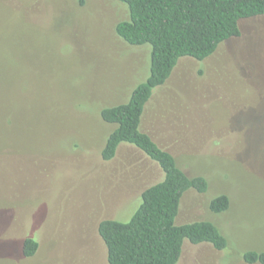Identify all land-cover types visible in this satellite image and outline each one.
<instances>
[{
	"label": "rangeland",
	"instance_id": "obj_1",
	"mask_svg": "<svg viewBox=\"0 0 264 264\" xmlns=\"http://www.w3.org/2000/svg\"><path fill=\"white\" fill-rule=\"evenodd\" d=\"M127 19L116 0H0V264H108L99 223L127 222L163 179L131 145L100 155L114 129L101 110L150 75V46L116 34ZM240 31L203 62L180 60L144 120L209 183L184 195L178 222H213L228 240L225 251L185 241L178 264H248L239 250L264 251V16ZM221 194L231 208L217 215ZM31 237L39 248L26 257Z\"/></svg>",
	"mask_w": 264,
	"mask_h": 264
},
{
	"label": "trees",
	"instance_id": "obj_2",
	"mask_svg": "<svg viewBox=\"0 0 264 264\" xmlns=\"http://www.w3.org/2000/svg\"><path fill=\"white\" fill-rule=\"evenodd\" d=\"M116 1L127 6L129 18L117 25L116 34L129 46H150V75L133 89L127 102L101 110L102 120L114 129L100 155L112 161L120 145H131L155 162L164 177L142 192L139 207L127 222L118 221L126 220L122 217L99 223L108 264H178L185 241L225 251L228 240L213 222H178L184 195L191 190L207 193L208 181L182 170L175 156L143 131V125L156 92L179 61L203 62L213 56L221 44L240 36L242 20L264 16V0ZM209 207L214 214H223L231 208L230 197L218 195ZM38 248L35 239L27 238L23 253L33 257ZM238 254L248 264H264V251L239 250Z\"/></svg>",
	"mask_w": 264,
	"mask_h": 264
}]
</instances>
